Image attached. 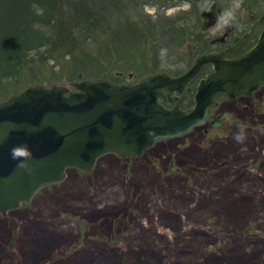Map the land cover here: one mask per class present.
<instances>
[{
    "label": "rangeland",
    "instance_id": "374dc122",
    "mask_svg": "<svg viewBox=\"0 0 264 264\" xmlns=\"http://www.w3.org/2000/svg\"><path fill=\"white\" fill-rule=\"evenodd\" d=\"M214 1L220 11L228 3ZM203 4L181 0L163 14L198 16ZM185 40L161 48L145 70L122 65L111 70L118 80L106 70L88 78L135 82L178 71ZM258 105L239 126L231 112L217 119L208 138L193 131L139 156L103 154L89 172L67 169L61 182L0 213V264H264V101Z\"/></svg>",
    "mask_w": 264,
    "mask_h": 264
},
{
    "label": "water",
    "instance_id": "95a60500",
    "mask_svg": "<svg viewBox=\"0 0 264 264\" xmlns=\"http://www.w3.org/2000/svg\"><path fill=\"white\" fill-rule=\"evenodd\" d=\"M219 11L214 1L212 10L200 15L210 24ZM258 35L249 48L230 57L198 54L176 75L157 70L135 82L39 80L8 94L0 100V213L30 201L44 185L61 182L69 168L89 172L103 154L139 156L154 142L188 131L202 123L215 91L230 98L250 94L264 84V25ZM207 61L212 70L200 79L189 110L160 102L162 87L178 90ZM23 143L33 153L30 171L10 156V149Z\"/></svg>",
    "mask_w": 264,
    "mask_h": 264
},
{
    "label": "trees",
    "instance_id": "16d2710c",
    "mask_svg": "<svg viewBox=\"0 0 264 264\" xmlns=\"http://www.w3.org/2000/svg\"><path fill=\"white\" fill-rule=\"evenodd\" d=\"M180 1L0 0V100L34 81L101 76V70L118 80L112 67L145 70L149 59L159 62L161 48L194 34L183 24L198 20L190 10L163 14ZM256 152L261 156L259 146Z\"/></svg>",
    "mask_w": 264,
    "mask_h": 264
},
{
    "label": "flooded vegetation",
    "instance_id": "af4514ba",
    "mask_svg": "<svg viewBox=\"0 0 264 264\" xmlns=\"http://www.w3.org/2000/svg\"><path fill=\"white\" fill-rule=\"evenodd\" d=\"M200 11L197 17H200V20L190 22L191 24L189 25L195 27L194 34L185 40L187 41L188 49L186 53V65L178 71L173 72L166 70V73L176 75L184 72L198 54L212 53L218 54L223 58L233 56L246 48H249L257 39V36H259L258 34L264 25V19L261 16L264 12V0H244V4L239 13L244 25L242 30L227 28L214 31L213 28L216 19L212 23L207 24L205 17L200 15ZM211 68V61L204 62L200 66V70L188 79L187 82H184L178 90L177 88L168 90L165 87H162V92H164V94L160 98V102L166 107L176 104L182 110H189L195 103L194 94L199 81H201L200 79L209 74L212 70ZM159 70L165 71V69ZM245 98L248 99V103L241 102L244 101ZM210 101L211 102L207 103L205 106L206 113L202 123L194 125L188 131L172 138L188 135V133L190 134V132L193 131L203 133V135H206V138H208V128L217 126V119L224 118L227 116L228 112H231L235 116V126H239L242 122L246 121L247 118H253L255 111L257 112L260 107V105L257 107V102L264 101V84L258 85L250 94H241L231 98L226 97L223 90H218L213 93ZM228 101L233 102L231 107H225V104Z\"/></svg>",
    "mask_w": 264,
    "mask_h": 264
},
{
    "label": "clouds",
    "instance_id": "9594fccd",
    "mask_svg": "<svg viewBox=\"0 0 264 264\" xmlns=\"http://www.w3.org/2000/svg\"><path fill=\"white\" fill-rule=\"evenodd\" d=\"M244 0H228L227 5L217 13L216 23L213 30H223L232 28L236 30L243 29V22L239 16ZM214 6V0H204L202 10L211 11ZM10 156L18 161L17 167L30 171L28 161L33 158L31 148L26 144H17L10 149Z\"/></svg>",
    "mask_w": 264,
    "mask_h": 264
}]
</instances>
